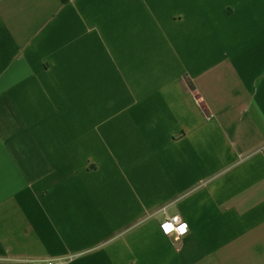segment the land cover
I'll use <instances>...</instances> for the list:
<instances>
[{"label": "crops", "instance_id": "1", "mask_svg": "<svg viewBox=\"0 0 264 264\" xmlns=\"http://www.w3.org/2000/svg\"><path fill=\"white\" fill-rule=\"evenodd\" d=\"M48 259L264 264V0H0V264Z\"/></svg>", "mask_w": 264, "mask_h": 264}, {"label": "built area", "instance_id": "2", "mask_svg": "<svg viewBox=\"0 0 264 264\" xmlns=\"http://www.w3.org/2000/svg\"><path fill=\"white\" fill-rule=\"evenodd\" d=\"M175 217H177V216H172V217H168V218H165L162 222H160V224H159V230H160V232H161V234L163 235V236H165V237H172V238H174L175 239V235H176V233H173L172 235H166L165 234V226L166 225H168V224H173V225H175V224H177L178 222H184V223H186L185 221H183L181 218H180V220L179 221H177L176 219H175ZM179 217V216H178ZM187 224V223H186ZM187 233H188V231H187ZM186 233V234H187ZM185 234V235H186ZM185 235H183V236H185ZM183 236H181V237H183ZM180 237V238H181ZM59 263V260H56V259H48V260H45V261H43V262H41V264H58ZM32 264H39V263H32Z\"/></svg>", "mask_w": 264, "mask_h": 264}, {"label": "clouds", "instance_id": "3", "mask_svg": "<svg viewBox=\"0 0 264 264\" xmlns=\"http://www.w3.org/2000/svg\"><path fill=\"white\" fill-rule=\"evenodd\" d=\"M177 221L180 220V217H175ZM188 231V225L184 222H178L177 224H168L165 226V234L166 235H172L173 233H176L175 239L179 240L181 236L185 235Z\"/></svg>", "mask_w": 264, "mask_h": 264}, {"label": "trees", "instance_id": "4", "mask_svg": "<svg viewBox=\"0 0 264 264\" xmlns=\"http://www.w3.org/2000/svg\"><path fill=\"white\" fill-rule=\"evenodd\" d=\"M66 0H63V2H65Z\"/></svg>", "mask_w": 264, "mask_h": 264}]
</instances>
